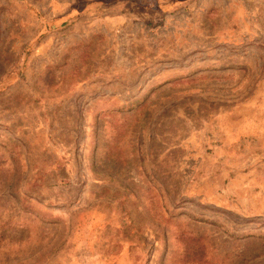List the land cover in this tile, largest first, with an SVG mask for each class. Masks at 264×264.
Here are the masks:
<instances>
[{"label": "rangeland", "instance_id": "374dc122", "mask_svg": "<svg viewBox=\"0 0 264 264\" xmlns=\"http://www.w3.org/2000/svg\"><path fill=\"white\" fill-rule=\"evenodd\" d=\"M0 264H264V0H0Z\"/></svg>", "mask_w": 264, "mask_h": 264}]
</instances>
